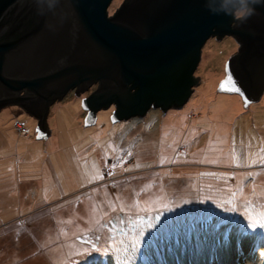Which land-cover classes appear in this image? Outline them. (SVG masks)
<instances>
[{"label":"rangeland","instance_id":"obj_1","mask_svg":"<svg viewBox=\"0 0 264 264\" xmlns=\"http://www.w3.org/2000/svg\"><path fill=\"white\" fill-rule=\"evenodd\" d=\"M237 50L209 38L199 84L165 114L112 122L110 106L85 126L93 85L56 101L37 140L35 118L1 108L0 264H264V91L253 104L217 91ZM188 194L190 209L169 212Z\"/></svg>","mask_w":264,"mask_h":264},{"label":"water","instance_id":"obj_2","mask_svg":"<svg viewBox=\"0 0 264 264\" xmlns=\"http://www.w3.org/2000/svg\"><path fill=\"white\" fill-rule=\"evenodd\" d=\"M110 1L0 0V109L18 106L35 118L37 140L51 134L50 105L75 89L96 85L82 98L85 126L111 105L112 122L182 107L211 37L238 44L217 91L245 104L261 98L264 0H123L108 16Z\"/></svg>","mask_w":264,"mask_h":264},{"label":"trees","instance_id":"obj_3","mask_svg":"<svg viewBox=\"0 0 264 264\" xmlns=\"http://www.w3.org/2000/svg\"><path fill=\"white\" fill-rule=\"evenodd\" d=\"M180 196L181 195H179V197H176V200L174 202H172L174 204L170 205V206H174V207L172 209H169V212L173 210V213H176L180 209H183V211H184L185 207H188V209H190V207H192L190 204L191 203L190 199L192 198V196H190V194L186 195L184 197V199H181V200H180ZM187 197H188V199H187ZM182 200H184V201L182 203H180ZM154 204H155V207H153V208L164 210L163 206L166 204V200L162 199V197H161V199ZM165 210H168V208H166ZM178 216H182V215H178ZM178 216H176V218H180Z\"/></svg>","mask_w":264,"mask_h":264},{"label":"snow or ice","instance_id":"obj_4","mask_svg":"<svg viewBox=\"0 0 264 264\" xmlns=\"http://www.w3.org/2000/svg\"><path fill=\"white\" fill-rule=\"evenodd\" d=\"M228 82H229V83L231 82V77H229V81H228ZM262 208H264V206H262ZM117 222H118L119 224H124V223H126V221H124L123 219H121V218H119V217H116V218H114V221L111 222V223H112V228L110 229V231H115V230L117 229ZM127 223H129L130 225H132V222H131V221H127ZM259 224H260L261 226H264V211H262V213H261V219H260V221H259ZM133 226H135V225H133ZM250 226H251V227H256L257 224H256V222H253ZM119 230H120V231H123L122 228H120ZM97 239H99V237H97Z\"/></svg>","mask_w":264,"mask_h":264},{"label":"flooded vegetation","instance_id":"obj_5","mask_svg":"<svg viewBox=\"0 0 264 264\" xmlns=\"http://www.w3.org/2000/svg\"><path fill=\"white\" fill-rule=\"evenodd\" d=\"M121 2H122V0L119 2V4H120ZM119 4L117 5V7H116L112 12H109L110 7H112V6L114 5V0H111L110 3H109V5H108V7H107V10H106V11H107V15H108V16L113 15V14L115 13L116 9L118 8V6L120 7ZM244 12H245L244 10L238 11V14H239L238 16H241L242 14H244ZM213 38L216 39L215 37H213ZM217 40H218V39H217ZM194 76H195V73H194ZM195 77H197V76H195ZM95 88H96V85H95ZM75 91H76V89H75V90H71V91H69V92H72L73 95H74ZM69 92H68V93H69ZM68 93H67V94H68ZM54 103H55V102H54ZM54 103H53V104H54ZM53 104H52V105H53ZM52 105H50L49 110H50V108L52 107ZM111 107H112L111 110H114V106L111 105ZM151 109H153V108H151ZM159 110H160V109H159ZM161 112H162V111H161ZM85 113H86V111H85Z\"/></svg>","mask_w":264,"mask_h":264},{"label":"built area","instance_id":"obj_6","mask_svg":"<svg viewBox=\"0 0 264 264\" xmlns=\"http://www.w3.org/2000/svg\"><path fill=\"white\" fill-rule=\"evenodd\" d=\"M14 125L21 134H24V135L27 134V125H26V122L24 120L16 119L14 121Z\"/></svg>","mask_w":264,"mask_h":264},{"label":"clouds","instance_id":"obj_7","mask_svg":"<svg viewBox=\"0 0 264 264\" xmlns=\"http://www.w3.org/2000/svg\"><path fill=\"white\" fill-rule=\"evenodd\" d=\"M259 0H252V3L255 4V3H258ZM252 13L249 11V12H246L245 15H251Z\"/></svg>","mask_w":264,"mask_h":264},{"label":"crops","instance_id":"obj_8","mask_svg":"<svg viewBox=\"0 0 264 264\" xmlns=\"http://www.w3.org/2000/svg\"><path fill=\"white\" fill-rule=\"evenodd\" d=\"M50 130H51V129H50ZM51 135H52V131H51V134H50V136H51ZM50 136H49V137H50ZM49 137H48V138H49ZM48 138H46V139H48ZM42 140H44V139H42ZM2 158H4V157H2Z\"/></svg>","mask_w":264,"mask_h":264}]
</instances>
